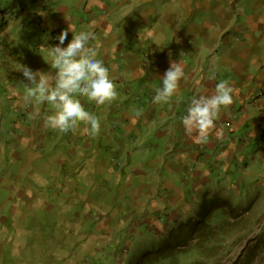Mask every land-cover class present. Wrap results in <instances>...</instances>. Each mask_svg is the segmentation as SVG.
<instances>
[{
	"label": "crops",
	"instance_id": "1",
	"mask_svg": "<svg viewBox=\"0 0 264 264\" xmlns=\"http://www.w3.org/2000/svg\"><path fill=\"white\" fill-rule=\"evenodd\" d=\"M66 1L69 7L58 6V19L38 4L33 22L39 21L55 34H61L70 24L76 31L79 23L80 32L90 34L89 46L109 68L117 91L116 99L110 103L97 105L89 101L88 111L99 118L100 132L93 137L84 125L85 134H81L84 145L105 140L114 152L87 153L76 158L78 162L72 169L79 181L90 179L83 180V185L88 183L92 191L101 189L91 182L99 176L103 185L109 184L104 178L117 184L123 178L124 187L133 188L129 190L134 195H143L145 202H138L125 220L118 219L116 224L110 217L105 220L107 225L112 223L116 233L126 226L127 231L136 234L135 227L141 226L148 236L167 237L178 226L194 223L205 196L217 194L209 186L210 176L217 168L229 174L233 164L243 175L244 168L247 172V143L236 142L235 134L244 129L247 136L250 133L264 137V0ZM73 7L78 14L73 13ZM56 21L61 24L51 26ZM68 34L72 35L70 31ZM170 54L183 63L184 77L168 103H153L150 95L153 97L155 89L161 86L160 78L169 68ZM22 65L33 71L42 68L39 62L28 58ZM49 73L54 74L51 70ZM222 80L234 89L233 103L221 107L206 142H198L195 133L186 134L181 118L193 96L212 95ZM20 126L22 134L15 137V143L17 149L23 148L25 158L17 164L26 177V172L34 171L30 167L34 161L30 150L35 139L29 126ZM64 135L61 138L69 143L70 134ZM40 145L46 146V141L42 140ZM55 160L60 166L67 162L65 158ZM52 165L45 163L41 171ZM71 177L63 167L59 178L68 183ZM139 177L141 181L135 186L133 178ZM33 179V183L23 187L30 195L43 189V184L38 187V172ZM230 185L236 189L234 184ZM223 190L227 195L229 191ZM137 213L140 220L134 218ZM108 235L107 232L105 237ZM4 246L0 245L2 254Z\"/></svg>",
	"mask_w": 264,
	"mask_h": 264
},
{
	"label": "rangeland",
	"instance_id": "2",
	"mask_svg": "<svg viewBox=\"0 0 264 264\" xmlns=\"http://www.w3.org/2000/svg\"><path fill=\"white\" fill-rule=\"evenodd\" d=\"M38 4L45 7L48 15L54 13L55 19L59 17L58 6L69 7L66 0L54 3L0 0V154L5 151V155H0V245L5 244L3 254L0 250V264H133L143 254L158 249V243L167 237L148 236L141 226L136 229L140 231L138 235L128 236L125 230L116 233L112 225H107L105 213L109 207L113 212L120 209L123 212L119 218L123 221L127 208L129 215L138 202H145L143 195H134L129 190L133 188L124 187L123 178H119V184L104 178L109 184L103 185L99 176L91 182L99 184L101 189L92 191L88 183L84 184L87 187L83 185V180L89 178L79 181L81 179L72 169L78 157L98 151L108 155L114 150L104 139L97 140L94 145H84L83 124L76 131L68 132L71 137L67 143L61 138L64 133L46 126L45 118L52 113L51 106L25 99L23 84L28 81L20 72L25 58L39 62L42 65L39 71L49 73L51 70L55 74L47 47L57 45L56 37L60 34L44 28L39 21L33 22ZM73 13L79 11L73 7ZM30 21L33 22L31 26ZM60 24L56 21L51 26ZM77 26L79 33L82 28L79 23ZM71 39L72 35L68 34L65 47ZM45 69L49 70L45 72ZM79 99L88 111L90 102L85 97ZM20 124L29 126L35 139L30 150L34 156L30 167L34 171L26 172L25 175L29 173L26 177L17 164L19 159L25 158L23 148L17 149L15 143V137L22 134ZM246 132L242 129L234 139L247 143L244 148L245 161L250 164L247 172L244 168L243 175L239 168L230 164L229 174L217 168L210 176L209 186L217 194L214 197L206 195L198 211V217L205 215L211 204L214 205L211 216L205 221L208 226H204L203 221L198 224L208 231L200 228L201 231L177 249L176 253H182L176 259L179 264H264V137H254L250 133L247 136ZM99 137L101 135L96 138ZM42 140L46 141L44 147L40 145ZM119 149L116 152L120 153ZM63 158L67 162L60 166L55 159ZM45 163L53 165L42 172ZM63 167L72 176L68 183L59 178ZM37 172L38 187L43 184V189L30 195L23 187L33 183ZM140 178H133L135 186ZM12 186L18 191L12 190ZM223 189L229 191L227 195ZM76 194L80 196L77 198ZM134 218L140 220V215L137 213ZM107 232L109 235L105 237ZM204 234L209 236L201 238Z\"/></svg>",
	"mask_w": 264,
	"mask_h": 264
},
{
	"label": "clouds",
	"instance_id": "3",
	"mask_svg": "<svg viewBox=\"0 0 264 264\" xmlns=\"http://www.w3.org/2000/svg\"><path fill=\"white\" fill-rule=\"evenodd\" d=\"M69 31L72 39L65 47ZM56 39L59 41L57 45L47 47L51 57L50 66L55 70L54 75L33 71L30 67L21 65L20 72L28 81L23 84L25 99L51 106L52 113L46 116L45 123L52 130L61 133L74 132L83 124L86 131L96 136L100 132V120L85 109L79 97H85L97 105L114 101L117 91L110 78L109 68L97 58L96 50L89 46L88 32L77 33L70 24ZM183 77V63L181 60L172 59L170 54L169 68L160 78L162 83L155 89L153 103H168L176 94ZM233 92L229 82L222 80L216 84L212 95L193 96L186 115L181 118L186 134L195 133L198 142H206L221 107L233 103Z\"/></svg>",
	"mask_w": 264,
	"mask_h": 264
},
{
	"label": "trees",
	"instance_id": "4",
	"mask_svg": "<svg viewBox=\"0 0 264 264\" xmlns=\"http://www.w3.org/2000/svg\"><path fill=\"white\" fill-rule=\"evenodd\" d=\"M151 100H152V96L150 95ZM142 100V98H141ZM153 101V100H152ZM214 205L211 204L210 208L211 210H209L210 208H208L207 210L209 211L208 213H205V215H199V217L197 218V220L194 223H190V224H185V225H180L178 226L176 229H173L170 231V233L168 234L167 238L165 239L164 242H159L158 243V249L152 251V252H148L143 254L135 263L133 264H179L178 261H176V259L178 257L181 256L182 253L178 252L176 253L177 249H179L181 246H183L182 244L186 243L188 240L192 239L195 236V233L197 231H201L200 228H202V230H205L204 232H207L208 229L207 227H199L198 224L203 221V222H207L208 218L211 216L210 211L213 210ZM129 210V209H127ZM204 210V209H203ZM123 211L120 210L119 213H117L116 211H112L111 209L108 211V213H106L107 215V219L108 217H110V219L112 220V222H114L115 224L117 223V220L120 219L119 216ZM129 211H127L128 213ZM112 213H116L117 215L115 216V214ZM126 213V214H127ZM207 217V218H206ZM105 219V220H107ZM125 220V218H124ZM204 223V226H208L207 223ZM112 225V223H110ZM138 227H135V229H137ZM118 229V228H117ZM125 230V232L128 234V236H133L131 230H128V227H123V230L118 232H123ZM138 231V230H136ZM117 232V233H118ZM140 233V231H138ZM183 233H185V235L182 237ZM138 235V234H136ZM140 236V235H139ZM151 236V235H149ZM209 234H204V236H201V238H206L208 237ZM141 237V236H140ZM126 253V250H124L123 255Z\"/></svg>",
	"mask_w": 264,
	"mask_h": 264
},
{
	"label": "built area",
	"instance_id": "5",
	"mask_svg": "<svg viewBox=\"0 0 264 264\" xmlns=\"http://www.w3.org/2000/svg\"><path fill=\"white\" fill-rule=\"evenodd\" d=\"M229 126V124L227 123V127Z\"/></svg>",
	"mask_w": 264,
	"mask_h": 264
}]
</instances>
